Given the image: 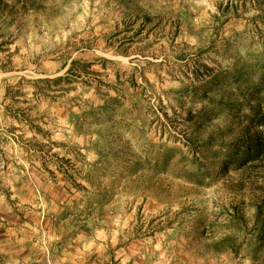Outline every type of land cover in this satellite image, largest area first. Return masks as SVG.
I'll return each instance as SVG.
<instances>
[{
	"label": "rangeland",
	"instance_id": "rangeland-1",
	"mask_svg": "<svg viewBox=\"0 0 264 264\" xmlns=\"http://www.w3.org/2000/svg\"><path fill=\"white\" fill-rule=\"evenodd\" d=\"M260 83L264 0H0V264H264Z\"/></svg>",
	"mask_w": 264,
	"mask_h": 264
},
{
	"label": "trees",
	"instance_id": "trees-1",
	"mask_svg": "<svg viewBox=\"0 0 264 264\" xmlns=\"http://www.w3.org/2000/svg\"><path fill=\"white\" fill-rule=\"evenodd\" d=\"M180 61H183V58H181ZM71 71L72 69H69L67 71V75H69ZM66 78H57L54 80L53 83H60L62 80ZM41 82L48 83L49 81L43 80ZM258 88H259L257 89L258 91L264 92L263 84L260 83ZM254 97H256L257 99ZM252 100H254L255 102L254 105H250ZM243 104L248 107V112H249V115L244 116L245 122L247 123V131L250 128H258L264 130V96L258 97L250 94L246 99L243 100ZM249 137L251 138L248 141V144H245L244 147L245 151L240 161L241 163H243V165L257 161L259 159L260 154L263 151L262 143L259 142V140H261L259 134H255L254 136L249 135ZM252 208L254 211V217L256 222L259 223L260 221L262 223L263 233L261 235L264 236V202L252 206Z\"/></svg>",
	"mask_w": 264,
	"mask_h": 264
}]
</instances>
